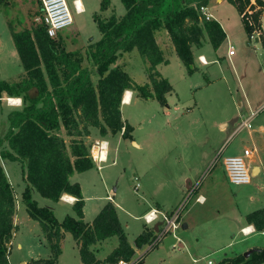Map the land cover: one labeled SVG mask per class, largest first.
I'll list each match as a JSON object with an SVG mask.
<instances>
[{
    "label": "trees",
    "instance_id": "obj_1",
    "mask_svg": "<svg viewBox=\"0 0 264 264\" xmlns=\"http://www.w3.org/2000/svg\"><path fill=\"white\" fill-rule=\"evenodd\" d=\"M121 1L127 10L125 15L113 14L106 18L95 15L102 33L90 52L100 76L97 84L92 70L83 66L79 52L66 50L61 39L50 37L44 20L35 28L19 31L9 23L26 73L19 81L0 80V98L3 93L21 97L24 106L9 113L8 128L0 135V158L21 163L27 183L23 201L30 217L39 221L52 251L50 258L33 259L30 264H59L66 232L79 244L82 264L129 261L135 258L137 249L151 242L155 228L145 227L135 239V245L130 243L111 201L92 223L85 220L81 185L71 181L75 173L96 166L85 138L91 135V128H98L103 137L122 133L124 138L133 139L134 127L123 120L121 111L122 97L127 90L168 105L167 94L173 86L157 70L159 64L169 63L157 42L158 31L167 30L190 73L194 72L193 47H203L205 34L214 49L227 37L222 25L215 19L207 20L202 12L211 0ZM228 1L235 4L240 13L250 2ZM109 3L102 0L101 10L108 9ZM2 4L4 0H0V8ZM260 14L261 11L254 14L256 26L244 21L249 37L255 30L262 29ZM262 43L264 45V39ZM134 48L148 64L150 83H137L123 66L116 65L121 53ZM65 136L70 138L69 143ZM33 187L53 201L60 200L65 193L75 196L76 216L67 215L60 221L51 208L39 205L33 198ZM16 209L12 182L0 163V264H10L11 243L18 231L14 223ZM247 220L257 230L264 231V208L249 213ZM114 236L118 237V246L105 260L97 258L94 246ZM153 249L143 252L137 258L138 264ZM217 264H264V247L251 249L249 256L241 253L225 257Z\"/></svg>",
    "mask_w": 264,
    "mask_h": 264
},
{
    "label": "rangeland",
    "instance_id": "obj_2",
    "mask_svg": "<svg viewBox=\"0 0 264 264\" xmlns=\"http://www.w3.org/2000/svg\"><path fill=\"white\" fill-rule=\"evenodd\" d=\"M86 1L91 2V4L97 3V0ZM111 1L113 3L112 7L118 14L126 12V7L121 0ZM101 2L102 0L99 2L100 8L96 11H100V15L98 16L104 18L105 15L101 10ZM69 3L77 24L62 30L61 34L55 37V39H61V43L66 50L79 52L80 56L83 57V66L92 70L93 80L97 84L100 76L90 52L94 48H92V44L99 40L98 36L99 34L101 35L100 29L98 24L93 22L90 11L79 15L75 12L71 2ZM208 12L214 14L219 20L220 18L223 19L226 23L228 37L233 41L236 55L231 57L229 53L227 54L229 50L226 41L225 45L218 52L220 55L218 59L222 60V62L208 67L202 65L198 59V55L201 52H198V50L206 45L205 53L216 54L213 47H211L208 35L205 34L203 37V47H193L195 62L192 74L177 52H175L171 64L164 67V75L167 73L171 76L173 85L176 88L175 95L171 96L168 102L169 107L162 105L155 98L146 99L138 95L139 97L136 96L131 105L124 107L122 110L125 118H128L130 123L135 127L134 136L136 140L142 142L143 146L137 147L128 140L117 142L116 138L118 136L114 137L111 139L113 140L111 147L115 145L118 148L120 160L116 165L110 164V161L101 172L103 174H110V177L113 179L115 177L118 178L119 193L116 199L120 201L121 197L125 198L126 203L131 209L140 208V202L143 203L141 199L142 194L159 178L160 174L156 175L157 172L152 174L151 169L155 167L154 170L160 171L162 167L168 166L166 158L160 157L163 153H160V151H164V148L167 151V147L163 146V141L161 140L164 135H167L170 139L168 147L172 151L170 153H172L171 156L174 159L183 151L191 155L206 154L201 158L202 162L204 160L205 170L193 176L195 182L201 181L202 188L210 187L212 182L218 183V177L220 175L223 176L221 184L218 183V189L227 194L226 201L223 199L221 203V207L226 209L223 211L224 215L231 214L232 205L230 203L233 206L238 205L240 209L248 208V199L252 195L255 198H260L261 202L264 203V131L260 130V125L264 124V45L262 42H257L253 37L260 36L261 40H263L264 33L262 31L253 32V35L250 37L251 39H248L245 32L244 20L241 18L239 9L228 0H224L221 4H216L214 0ZM3 15L19 31L25 28H35L43 22L45 14L42 0H4V4L0 8V24L3 20ZM76 26L80 27L78 31ZM160 36L162 44H165V34L161 33ZM172 51L173 46L171 43L167 53L171 55ZM136 52L138 59L131 52L126 55L127 57L124 54L121 55L116 64L120 65L118 64L120 62L121 66L124 67V62H128V59L130 60L129 62L133 61L132 66L127 68V71L134 75L139 84H144V80H147V73L149 76L148 66L145 67L143 57L138 50ZM225 54L226 56H224ZM9 98L16 97H7L3 94L0 99V135L5 134L9 124L8 109H4L5 107L8 108V106L2 103L15 102L14 100L10 101ZM18 102L20 101L16 100L15 104ZM23 106L22 104L19 109H22ZM253 114L255 115L252 118V127H243L241 130H238L242 122ZM225 121L228 122L227 129L229 131L232 132L234 129L236 131L225 141L223 147L219 149L220 143L223 142H220L221 122ZM98 134V128H91V137L85 138L86 143L91 146V151L93 144L97 142L96 139H100ZM189 135H191V138ZM192 136L194 137V141H192ZM65 138L69 143L70 138L68 136H65ZM245 147L253 150L255 160L261 166V173L253 176L252 182L249 184H233L228 180L229 177L223 160L229 155L244 156ZM213 151L215 153L214 156L209 158V162H207L208 157ZM246 161L248 162L249 159L246 158ZM3 164L13 184L14 191L21 193L25 187L21 163L19 161L5 160ZM183 169V164L171 165L167 174L168 181L177 179ZM87 171L82 173L79 179L83 182L85 195L90 197L87 201L88 211H90L96 202L94 197L103 195V187L100 185V171L97 167L94 170ZM163 171L165 172L164 168ZM151 176H154L152 180ZM136 185H138L137 189L135 188ZM165 192L167 206L162 208L163 211L172 212L182 204H185L181 211V222L183 224L186 220V211L194 202V196L192 195L187 198L188 193H186L180 202L177 203V197L179 196L178 189L169 184ZM228 196H231L232 199H229ZM33 198L38 199L41 206L45 202L37 191H35ZM143 206L145 204L141 205V207ZM123 217L125 219V216ZM127 219L131 223L128 233L132 239L136 233L134 232L136 227L142 229V227L145 228V224L144 220H137L132 217H127ZM229 220L227 216L224 218L220 217L218 221L211 224L209 233L211 238L215 237L216 244L230 239L228 234L221 233L222 229L232 226ZM148 226L150 227L151 225ZM183 232V227L175 231L178 234ZM172 234V232L167 233L159 242L158 245L161 244L160 247L163 248V251L153 253L145 264H207L209 259H212L215 262L214 264H217V260L224 256V251H219L205 256L198 263H193L185 249L179 248V246L173 248L174 239ZM241 238L243 236H238V239ZM248 239L251 242L257 240L258 243H261L262 240L264 241V236L257 233ZM117 240L116 236L110 238V242L106 246L107 252H100L102 247L97 245V258L99 257L100 259V257L108 253L110 247H114ZM103 248L105 249V246ZM201 248L204 249L203 246ZM144 249L145 246L139 252L142 254ZM12 253V258L16 264H19L18 259L21 257L32 255L19 251L16 245ZM139 256L141 255L136 252L135 258ZM61 264H82L80 254H78L77 249L72 248L69 241H66L64 244Z\"/></svg>",
    "mask_w": 264,
    "mask_h": 264
},
{
    "label": "crops",
    "instance_id": "obj_3",
    "mask_svg": "<svg viewBox=\"0 0 264 264\" xmlns=\"http://www.w3.org/2000/svg\"><path fill=\"white\" fill-rule=\"evenodd\" d=\"M109 1H110V3H109L108 9H106L104 11L102 10L103 14L105 15L104 18L110 17L113 14H115L117 17H121V16L126 14L127 10L124 14H118L115 11V9L112 7V5H113L112 1L111 0H109ZM213 1L214 0H211L209 5L207 6V12H208V9L211 6V3ZM68 2H71L75 12L79 15L86 13L87 11H90L91 15H92L93 22L97 23V21L95 20V15H100L99 14L100 11H96L100 8V4H99L100 0H97L96 4L95 3L91 4V2H89V1L87 2L86 0H71V1L68 0ZM223 2H224V0H215L216 4H221ZM208 13L211 14L212 19L217 18L211 12H208ZM241 18H242V16H241ZM74 20H75L74 24H77V20L75 18H74ZM220 20L218 19L217 21L222 25L223 29L225 30V32L227 34V37L218 49H214V47H213V45L209 39L211 47H213L216 54L211 55L209 53H205L204 50H205L206 45L200 49L201 51L198 50V52H201L198 55V59L200 56H204L206 61H207V64H203L199 59L200 63L202 65L207 66V67L211 66V65H215L219 62H222V60L220 61L218 59V57H220L218 52L225 45L226 41L228 43V50H229L231 45H234L233 41H231L230 38L228 37L229 35H228V31L226 29L227 28L226 23L224 22L223 19L220 18ZM79 28L80 27L76 28L77 31L79 30ZM245 32H246L248 39H251L246 30H245ZM161 33L165 34V36H166L165 44H162V42H161V36H160ZM262 33H264L263 27H262ZM98 37L100 40L102 38V33H101V35L99 34ZM253 37L257 42H260V43L262 42L260 36H253ZM156 38H157L158 44L160 45L161 49L164 52L165 58L169 61V63H161L157 66V70L160 72L162 77L167 78L173 86V90L167 94V99L169 102L170 97L175 95L176 88L173 85L171 76L168 75L167 73H166V75H168V76L164 75V67L169 66L171 64V61L173 60V58L175 56L176 49H175V46H174L167 30L163 29V30L158 31L156 33ZM171 43L173 46V51L170 55L167 52H168V49L170 48ZM136 50H138V49L134 48L132 51L123 52L119 55V57L123 54L126 56L127 54L132 52L136 55V58L138 59V56H137L138 54H137ZM228 53H229V51L227 52V54ZM235 55H236V53L232 56H235ZM224 56H226V54ZM129 61L130 60L128 59V62L127 61L124 62V64H125L124 69L126 71H127V68H129L133 64V61L132 62H129ZM118 64L121 65L120 62H118ZM144 65H145V67L148 66V64L145 63V61H144ZM25 73H26V71H25L24 66L22 64L19 52H18L17 47H16L15 42H14V38L12 36V32L10 30L8 18H6L3 15V20L0 24V80H6L9 82L19 81L20 78L22 76H24ZM129 74L136 81V79L134 78V75H132L131 73H129ZM145 82L146 83L150 82L148 73H147V80H144L143 83L145 84ZM137 83H139V82H137ZM130 91L132 94H131V98L129 100V103L127 102L128 104H126V102L124 100V95H125L126 91L123 94L121 111L123 110L124 107L131 105L136 96L139 97L136 91H134V90H130ZM3 94L7 97H10L7 93H3ZM15 99L20 100V103L19 102L17 104H11V103H6V102L2 103L3 105L8 106V108H6V107L4 108V109H8V113H10L16 109H19L20 106L23 104V99L21 97H16ZM169 106L170 105L168 104L167 107H169ZM122 118L124 121L130 123L129 119L125 118V116L123 115V111H122ZM227 126H228L227 121L221 122L220 142L221 141H223V142L222 143L219 142L220 143L219 149L221 147H223L225 141H227L228 138L231 137V135H233L236 131V129H234L232 132L229 131L227 129ZM260 130L264 131V124L260 125ZM134 131H135V127H134ZM134 131L132 132L133 139L124 138L122 133H117L115 135L108 134L107 136L103 137V136H101L100 131H99L98 135L100 136L99 137L100 139H96V140L99 142L106 143L105 150H104V153H106V154H104V157L106 158V160L102 161V162H96V166L94 168L97 167V169L100 171V185H101V187H103L102 188L103 195H100V196L97 195L94 197L96 199V202L92 206V209L90 211H88V203H87V201L89 200L90 197L85 195V189H84L83 182L79 179L80 175H82V173H84V172L75 173L71 177L72 182H78L81 185L84 200H85L84 214H85V220L87 222L92 223L93 220L95 219V217L98 215V213L105 206V204L108 203L109 201L113 202L114 205L116 206L120 222L126 231L128 239H129L130 243L134 246L135 245V239L137 238V236L139 234H141L143 232L144 227H142V229H139V227H136V230L134 231L136 233H135L134 237L131 239L130 235L128 233V229L131 228V223L127 219V217H132V218L137 219V220H144L142 216L146 212H148L152 209H158V210L163 211L162 208L167 206L166 205L167 200L165 199V195H166L165 190L168 188L169 184H171L172 187H175L176 189H178L179 196L177 197V201H176L178 203L182 199L183 195L190 192L192 190V186L195 183L199 182V187L197 189H195V191L192 194L195 198L194 202L186 211V220L182 224L184 232L181 234H178V233L172 234L173 239H174L173 248H177V246H179V248L185 249V251L187 252V255L192 260V262L198 263L201 260H203L205 258V256H208L209 254L219 252V251H224V256L222 258L218 259L217 262L221 261L225 257L235 256V255H238L241 253H245L246 251L251 250L253 248L264 247V241L263 240L261 241V243H258L257 240L251 242L248 239L249 237H251L257 233H260L262 236H264V231L257 230L256 227L253 224H251L250 222H248V220H247V215L249 213H251L254 210L264 208V203L261 202V199L255 198V196L252 195L248 199V206L249 207L246 209H240V207L238 205L233 206V204L230 203V205H232V207H231L232 210L230 211L231 214L230 215H224L223 211H225L226 209H224V207H221L222 206L221 203H222L223 199H224V201H226L225 198H227V194L219 191V189H218V185L221 184V181H223V176L220 175L218 177L219 178L218 179L219 184L212 182L210 187L207 186V187L202 188L201 181L195 182L193 176L200 174L205 170V167H204L205 164H203L204 160L202 162L201 158L203 157V155H206V154L195 155L192 153L193 155H191V154H188V152L185 153L183 151V152H180V154H178L174 159L171 156L172 153H170L172 151L168 147L170 139L167 135H164L161 138V140L163 141V146L165 145V147H167V151L165 150L166 148H164V151H160V153L163 152L160 157L163 156V158L164 157L166 158L168 166L162 167L160 169V171L154 170L155 167H153L151 169L152 174L154 172H157L156 175L160 174V176H159V178H157V180L155 182H153L152 186L147 188L148 191L146 190L142 194L141 199H142L143 203L140 202V204H139L140 208L137 207V208L131 209L129 207V205L126 203L127 202L126 199L123 197L120 198V201H117L116 198H117L118 193H119L118 178L115 177L113 179L110 177V174H108V173L103 174L101 172V170H103L108 165V163L110 161H111L110 164L116 165L120 160V153H119L118 148L115 147V145L111 147V144L113 141L111 139H113L114 137L118 136L116 138L117 142L120 140H124V141L128 140L133 145H135L137 147L143 146L142 142H139L138 140H136V138L134 136ZM3 135H1V136H3ZM190 136L191 135H189V137ZM89 137H91V136H89ZM192 141H194L193 136H192ZM245 149H248V148L245 147L244 150ZM214 154L215 153L213 151L212 154H210L211 157L209 156L208 159L206 158L207 162H209V158H212L214 156ZM254 156H255L254 153H252V155L250 157H248V159H249L248 163L252 167V173H253V171L256 172V174L253 176H257L261 173V166H260V164L257 163ZM0 161H1V164L4 166L3 161H5V160L0 158ZM178 163L180 165L183 164L184 169H183V171L180 172L177 179H175L174 181L171 180L169 182L167 174L169 172L170 166L174 165V164H178ZM99 166L101 168H99ZM4 168H5V166H4ZM94 168H92L90 170H94ZM163 168H164L165 172L163 171ZM151 171H150V173H151ZM86 172H88V171H86ZM153 178H154V176H151V180ZM23 180L25 183V187L22 189L21 193H16L14 191L15 195H16V203H17V209H16V214L14 217V223L16 226H18V231L14 234V237H13L12 243H11V253L9 256L10 264H16L14 259L12 258V254H13L12 252H13L15 245L19 251L32 254L30 256L21 257L20 259H18L19 264H30L31 260H33V259H39V258L47 259V258H50L52 256L51 248H50L48 241H47V239H46V237L42 231V228H41L39 221L30 217L28 210H27V207L23 201L22 194H23V191L25 190V188L27 186V183L24 179V175H23ZM135 188L137 189L138 185H136ZM35 191H37V190L33 187L32 188V195H34ZM199 196L201 197V199L198 201L197 197H199ZM41 197H43V196L41 195ZM228 197H229V199L231 198V196H228ZM43 199L45 202L43 203L42 206H47V207L51 208L54 211L56 217L60 221H62L67 215L76 216V212L74 210V203H75L77 198L75 196L68 194V193H65V194H63V196L58 201H53V200L48 199L46 197H43ZM35 200L38 203H40V201L38 199H35ZM144 204H145V206L141 207V205H144ZM123 216H125V219ZM226 216L230 219L229 222L232 224V226L230 228L222 229L221 233L228 234L230 239L227 240L226 242L216 244V242H215L216 240H214L215 237L211 238V235L209 233V230L211 229V224L218 221V219L220 217L224 218ZM143 222L145 224V227H149L145 221H143ZM184 224H186V227H184ZM243 229H246V230L252 229L254 231L251 234H246L243 232ZM240 235L243 236V238L238 239V236H240ZM109 240H110V238L96 244L94 246V248L96 249V252H97V248H98L97 245L102 247L100 252H107L106 246L110 242ZM66 241H69L70 244L72 245V248L77 249L78 254H80L79 244L77 243V241L74 239L73 235L70 232H66L64 239L62 240V254L60 255L59 264H61V256L63 255L64 244ZM118 244H119V240H117V243L114 245V247L111 246L110 249L108 250V253H106L104 256L100 257V259L106 258L113 251V249L118 246ZM103 246H105V249L103 248ZM160 246H161V244L158 245V247L156 249H154L151 253H149L147 256H144V258H142V260L139 264H145V262L148 260V258L153 253L158 252V251H163V248H161ZM201 246H203L204 249L201 248ZM162 247H164V246H162ZM139 250L140 249H137V252L139 255H141ZM24 255H26V254H24ZM81 263H82V260H81Z\"/></svg>",
    "mask_w": 264,
    "mask_h": 264
},
{
    "label": "built area",
    "instance_id": "obj_4",
    "mask_svg": "<svg viewBox=\"0 0 264 264\" xmlns=\"http://www.w3.org/2000/svg\"><path fill=\"white\" fill-rule=\"evenodd\" d=\"M43 3V11H44V21L46 23L47 33L50 37H57L62 30L68 29L74 25V16L70 7V3L68 0H42ZM76 3V2H75ZM261 11L260 20L262 23V27L264 25V0H250V2L246 5L245 9L242 11L241 16L243 20L250 26H256L254 20V14ZM203 14L206 16L207 20H211V14L207 12V7L202 9ZM260 30H255L254 32ZM235 54V46L231 45L229 48V55L232 56ZM200 61L203 64H207V61L204 56L199 57ZM17 100L15 98H10ZM251 117L245 119L241 126V130L243 127L251 128L252 118ZM124 130V129H123ZM97 148V149H95ZM104 142L97 141L93 144V149L91 151L92 157L95 162L105 161L104 157ZM253 153V150L245 149L244 156H227L224 158L223 163L225 165V169L227 171V175L229 177V181L233 184H249L252 182V167L246 161V158L250 157ZM99 168H101L99 166ZM199 187V182L195 183L192 186V190L188 192L189 198L195 189ZM201 197H197L199 201ZM185 205V204H184ZM182 204L179 208L175 209L172 212L161 211L158 209H152L146 212L142 217L147 225H151L150 228L154 229L155 225L158 224V230H155L154 237L151 242L145 245L144 252L147 250L153 249L155 246L159 244V242L166 236L167 233H174L175 231L182 227L181 222V211L184 207ZM254 230L252 229H243V232L246 234H251ZM114 264H138L137 258H133L129 261L119 260ZM207 264H214L212 259L208 260Z\"/></svg>",
    "mask_w": 264,
    "mask_h": 264
},
{
    "label": "bare ground",
    "instance_id": "obj_5",
    "mask_svg": "<svg viewBox=\"0 0 264 264\" xmlns=\"http://www.w3.org/2000/svg\"><path fill=\"white\" fill-rule=\"evenodd\" d=\"M131 91L130 90H127L126 92H125V95H124V100H125V102L127 103V102H129V100H130V98H131ZM9 100L10 101H12V100H14V99H10L9 98ZM15 102H11L12 104H15L16 103V100H14ZM20 101V100H19ZM20 103V102H19ZM104 146H106V143H104ZM95 149H97V148H95ZM104 154H106V153H104Z\"/></svg>",
    "mask_w": 264,
    "mask_h": 264
},
{
    "label": "water",
    "instance_id": "obj_6",
    "mask_svg": "<svg viewBox=\"0 0 264 264\" xmlns=\"http://www.w3.org/2000/svg\"><path fill=\"white\" fill-rule=\"evenodd\" d=\"M255 174H256V172L253 171V175H255ZM184 227H186V224H184ZM155 230H158V224L155 225ZM250 253H251V250H248V251H246L244 254H245L246 256H249Z\"/></svg>",
    "mask_w": 264,
    "mask_h": 264
}]
</instances>
